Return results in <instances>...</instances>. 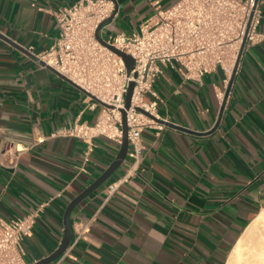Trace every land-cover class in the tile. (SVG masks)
<instances>
[{
    "label": "crops",
    "instance_id": "0c3cea01",
    "mask_svg": "<svg viewBox=\"0 0 264 264\" xmlns=\"http://www.w3.org/2000/svg\"><path fill=\"white\" fill-rule=\"evenodd\" d=\"M79 0H0V217L40 208L24 238L26 263L63 241L65 213L116 158L121 144L97 137L87 169L86 144L66 135L94 123L101 104L43 65L56 40L55 12ZM102 35L138 31L178 0H116ZM262 39L244 49L228 83L221 69L200 81L164 68L156 88L165 125L142 133L139 161L127 154L114 174L70 214L71 242L51 264H226L245 229L264 208V0ZM222 93L223 97H218ZM219 123L215 131L210 132ZM128 175L109 199L108 184Z\"/></svg>",
    "mask_w": 264,
    "mask_h": 264
},
{
    "label": "built area",
    "instance_id": "2783aa9c",
    "mask_svg": "<svg viewBox=\"0 0 264 264\" xmlns=\"http://www.w3.org/2000/svg\"><path fill=\"white\" fill-rule=\"evenodd\" d=\"M259 3V1H258ZM256 0H178L154 13L134 33H108L101 37L108 45L125 51L134 58L128 74L122 56L103 44L96 36L99 25L115 13L114 0H79L56 12L59 34L39 58L71 79L94 99L91 106L102 105L94 123L76 122L64 133L86 144L78 172L85 171L97 137L122 143L123 116L126 111L128 155L139 161L142 155V133L147 127H162L144 111L162 118V102L156 88L164 68L178 70L187 80L200 81L210 72L221 69L229 83L238 56L245 48L259 42L260 10ZM134 82L131 105L125 107L130 82ZM218 97L222 98V93ZM128 175L106 187L109 199L126 181ZM40 208L25 215L0 217V264H27L24 238L31 235Z\"/></svg>",
    "mask_w": 264,
    "mask_h": 264
},
{
    "label": "water",
    "instance_id": "95a60500",
    "mask_svg": "<svg viewBox=\"0 0 264 264\" xmlns=\"http://www.w3.org/2000/svg\"><path fill=\"white\" fill-rule=\"evenodd\" d=\"M258 1L259 0H256V4L258 3ZM114 2H115V12H116L117 11V8H118L117 7V1L114 0ZM114 15H115V13L111 17L107 18L105 21H103L99 25V27L97 28V31H96V36H97V38L103 44L109 46L113 51H115L117 54H119L120 56L123 57V59H124V61L126 63V66H127L128 74L130 75L131 74V71H132V69L134 67V58L130 54L126 53L125 51L120 50V49H118L116 47H113L111 45H108L107 42L100 35V29H101V27L104 24H106L107 22H109L110 20H112L113 17H114ZM0 37L3 38V39H5L6 41H8L9 43H11L12 45H14L16 47H19V45H17L11 39H9L8 37H6L5 35H3L1 33H0ZM245 44H246V39H244V41H243V44H242V47H241V50H240V53H239V56H238V60H237L236 66H235L234 71H233V73L231 75V78L229 80L228 87H227V90H226V93H225V97H224V102L222 104V110H221V112L223 111V108L225 106V102H226L227 96H228V94H229V92L231 90V86L233 84V81H234V78H235V75H236V72H237V68H238L239 62L241 60L242 54H243L244 49H245ZM38 59L40 60V62L43 65H45V66L49 67L50 69L56 71L57 73H59L60 75H62L63 77H65L67 80H69L72 83H74L71 79H69L65 75L61 74L54 67L46 64L39 57H38ZM74 84L77 85L76 83H74ZM77 86L80 87L79 85H77ZM80 88H82V87H80ZM133 88H134V82L131 81L130 84H129L128 93L126 95V103H125V107L126 108H129L130 105H131V97H132V93H133ZM88 94H90V93H88ZM90 95L95 100H97L99 103H101L102 105H108L104 101H102L99 98H97L95 95H93V94H90ZM137 109L141 110L142 112H145L146 114H148L150 117L154 118L159 123H163L165 125H168V126H171V127H175L177 129H180V130H185V131L188 130V129L183 128V127H181L179 125H176L174 123H171L168 120H164L162 118L156 117L155 115L144 111V109H142L140 107H138ZM121 112H122V116H123V131H124V134H123V140H122V143H121V146H120V149H119V151L117 153L116 158L110 163V165L107 167V169L105 171H103V173L97 179H95L81 194H79L77 197H75L70 202V204L68 205V207L66 208V213H65L66 230H65V235H64L63 241L61 242V244L59 245V247L52 254H50L49 256L44 257V258H42V259H40V260H38V261H36V262H34L32 264H51L52 262L56 261L57 259H59L64 254V252L66 251V249L68 248V246H69V244L71 242V222H70V214H71V211L73 210L74 207H76V205L80 201H82L91 192L95 191L98 187H100L102 184H104L114 174V172L117 170V168L120 166V164L126 159L127 154H128V149H129V140H128V135H127L126 111H125L124 108H122L121 109ZM218 125H219V123H217L216 126L213 129H211L210 132L215 131L216 128L218 127Z\"/></svg>",
    "mask_w": 264,
    "mask_h": 264
},
{
    "label": "bare ground",
    "instance_id": "6f19581e",
    "mask_svg": "<svg viewBox=\"0 0 264 264\" xmlns=\"http://www.w3.org/2000/svg\"><path fill=\"white\" fill-rule=\"evenodd\" d=\"M226 264H264V208L245 229Z\"/></svg>",
    "mask_w": 264,
    "mask_h": 264
}]
</instances>
